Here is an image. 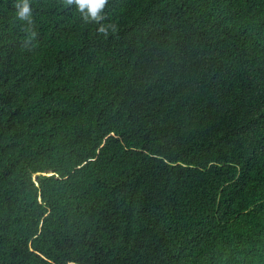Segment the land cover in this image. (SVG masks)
I'll use <instances>...</instances> for the list:
<instances>
[{
	"label": "trees",
	"instance_id": "trees-1",
	"mask_svg": "<svg viewBox=\"0 0 264 264\" xmlns=\"http://www.w3.org/2000/svg\"><path fill=\"white\" fill-rule=\"evenodd\" d=\"M15 3L0 264H264V0Z\"/></svg>",
	"mask_w": 264,
	"mask_h": 264
},
{
	"label": "clouds",
	"instance_id": "clouds-1",
	"mask_svg": "<svg viewBox=\"0 0 264 264\" xmlns=\"http://www.w3.org/2000/svg\"><path fill=\"white\" fill-rule=\"evenodd\" d=\"M108 0H65V6L75 5L77 11L86 19H95L99 22L103 19V13ZM16 19L19 21L26 22L28 25L33 23L34 10L32 7L31 0H16ZM109 28L114 27L112 25H101L99 31L107 34ZM32 35H35L33 32Z\"/></svg>",
	"mask_w": 264,
	"mask_h": 264
}]
</instances>
